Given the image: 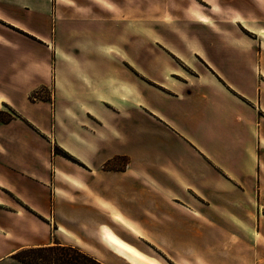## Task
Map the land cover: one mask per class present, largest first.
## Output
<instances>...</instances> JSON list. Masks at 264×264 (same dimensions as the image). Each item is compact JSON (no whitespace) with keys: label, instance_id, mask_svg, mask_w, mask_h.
<instances>
[{"label":"crops","instance_id":"1","mask_svg":"<svg viewBox=\"0 0 264 264\" xmlns=\"http://www.w3.org/2000/svg\"><path fill=\"white\" fill-rule=\"evenodd\" d=\"M203 1L209 22L181 20L155 43L158 58L179 62L158 78L149 8L125 18L112 14L127 11L119 0H69L63 43L40 63L36 44L0 29V110L20 115L0 121V264L54 244L104 264H164L134 241L176 264H264V0ZM150 82L199 123L186 157L158 152L156 184L148 167L115 160L133 156L122 146ZM40 83L51 102L28 100Z\"/></svg>","mask_w":264,"mask_h":264},{"label":"rangeland","instance_id":"2","mask_svg":"<svg viewBox=\"0 0 264 264\" xmlns=\"http://www.w3.org/2000/svg\"><path fill=\"white\" fill-rule=\"evenodd\" d=\"M10 1L11 0H0V6H15L14 10H16V16L27 25L29 21H31L32 28L21 25L22 28L17 29L4 22L3 19H0V29L21 37L23 42L24 40H28L32 42V44H36L39 63L47 60L51 48L54 45L53 39H55V42L59 46L63 43V29H65V26L61 22V9L63 5L69 3V0H14V3H10ZM109 1L113 2L114 0ZM120 4L123 8L127 7V11L122 12V9L119 8L115 9L112 14L115 16L122 15L125 18H129L136 14V12H132L131 9L135 11L137 8H144V11H147L146 9L149 8V68L151 74H153L155 78H158L157 75L159 70L166 68L168 65H173L174 67L179 63L178 61H175V63L174 61H170V63H173L170 64L168 61L158 58L157 56L161 48L155 43L165 38L166 32L170 36L177 33L181 20L209 22V8L206 7L207 4L203 0H119V5ZM111 7L113 8V5H111ZM11 10V8H0V17L8 20V11ZM4 11H6V13ZM142 14L143 13L140 12L141 17ZM142 25L143 24L140 22V26ZM186 33H189V30H187ZM202 36L208 39L205 42L209 41V33L206 34L205 32ZM43 39L49 43V48L43 43ZM22 47V50L26 51V46L24 44ZM205 51L209 53V49ZM182 68L185 69L184 67ZM159 90L160 89L155 84L150 82L148 92L145 91V93H147L146 96L144 99L140 98L144 106H142V109L134 110L132 118L129 120L130 123L128 122V139L123 143L122 148L128 152H132L133 156H131V158L115 157L118 166L129 162L134 166L144 165L148 167L149 172L148 174L146 173L145 180L149 181L151 184H156L159 181V173L157 170L158 152L161 153L160 159L166 161L171 160V163L177 162L178 156L186 157L187 150L190 148L189 144L192 146L191 148H196L195 144L190 141V138L195 140L194 127L198 128L199 126L198 119H191L188 113L181 116V113L178 111L180 100L175 99L168 92H165V95L162 93L159 94ZM123 93H125V91ZM126 95L130 98L128 92H126ZM52 96V86L43 83L31 89L27 95L28 100L31 102H51V100H53ZM1 114L2 118H7L12 115L15 116V114L20 116L8 105L2 107ZM134 243L137 244L140 249L159 259L162 263L176 264L165 253L149 249L144 242L134 241Z\"/></svg>","mask_w":264,"mask_h":264},{"label":"trees","instance_id":"3","mask_svg":"<svg viewBox=\"0 0 264 264\" xmlns=\"http://www.w3.org/2000/svg\"><path fill=\"white\" fill-rule=\"evenodd\" d=\"M1 115L0 110V121L2 122H7L17 116L15 114V116L2 118ZM54 150L57 153L63 154V156H67L57 146L54 147ZM13 257L23 264H104L97 258L76 247L58 244L26 247L17 251Z\"/></svg>","mask_w":264,"mask_h":264},{"label":"bare ground","instance_id":"4","mask_svg":"<svg viewBox=\"0 0 264 264\" xmlns=\"http://www.w3.org/2000/svg\"><path fill=\"white\" fill-rule=\"evenodd\" d=\"M116 244H117L119 247H122V248L126 249L127 251H129L132 255H134V256H139L138 253L134 252L132 249L128 248L126 245H123V244L120 243V242H119V243L116 242Z\"/></svg>","mask_w":264,"mask_h":264},{"label":"snow or ice","instance_id":"5","mask_svg":"<svg viewBox=\"0 0 264 264\" xmlns=\"http://www.w3.org/2000/svg\"><path fill=\"white\" fill-rule=\"evenodd\" d=\"M241 23H242V21H241ZM261 35H264V33H261ZM110 239H114V237H110ZM116 242L119 243V241H116Z\"/></svg>","mask_w":264,"mask_h":264}]
</instances>
